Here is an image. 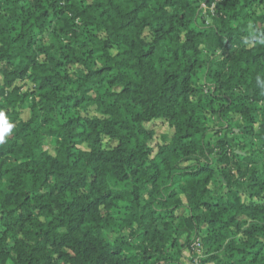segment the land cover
<instances>
[{"label": "trees", "instance_id": "16d2710c", "mask_svg": "<svg viewBox=\"0 0 264 264\" xmlns=\"http://www.w3.org/2000/svg\"><path fill=\"white\" fill-rule=\"evenodd\" d=\"M0 113V264H264V0H0Z\"/></svg>", "mask_w": 264, "mask_h": 264}, {"label": "rangeland", "instance_id": "374dc122", "mask_svg": "<svg viewBox=\"0 0 264 264\" xmlns=\"http://www.w3.org/2000/svg\"><path fill=\"white\" fill-rule=\"evenodd\" d=\"M202 6H203V8H204V11H203V12L208 16V15H209V12H210V8H208V6H207L205 3H203ZM212 8H213V7H211V12H212ZM202 75H203V74H202ZM19 84H23V81H19ZM205 94H207V90H205L204 95H205ZM158 129H159L160 132H161V131H167V130H168L167 126H165L164 124H159ZM235 131H238V129L235 128ZM222 136H224L225 138H228V139L231 140V141H234V139H235V137H236V135H235L233 132H231V129H230V128L225 129V130L222 132ZM50 146H51V145L48 144V147H50ZM194 252H195V251L193 250L192 253H194ZM195 258H196V257H195Z\"/></svg>", "mask_w": 264, "mask_h": 264}, {"label": "clouds", "instance_id": "9594fccd", "mask_svg": "<svg viewBox=\"0 0 264 264\" xmlns=\"http://www.w3.org/2000/svg\"><path fill=\"white\" fill-rule=\"evenodd\" d=\"M13 125L7 121L3 113H0V143L4 141L5 134L10 132Z\"/></svg>", "mask_w": 264, "mask_h": 264}, {"label": "built area", "instance_id": "2783aa9c", "mask_svg": "<svg viewBox=\"0 0 264 264\" xmlns=\"http://www.w3.org/2000/svg\"><path fill=\"white\" fill-rule=\"evenodd\" d=\"M200 242L199 240H196L193 245H192V248L195 252H198V253H201V248H200ZM195 262L198 263L199 262V257H196L195 258Z\"/></svg>", "mask_w": 264, "mask_h": 264}]
</instances>
